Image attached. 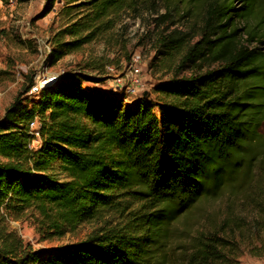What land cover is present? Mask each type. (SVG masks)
Returning <instances> with one entry per match:
<instances>
[{
  "label": "trees",
  "instance_id": "1",
  "mask_svg": "<svg viewBox=\"0 0 264 264\" xmlns=\"http://www.w3.org/2000/svg\"><path fill=\"white\" fill-rule=\"evenodd\" d=\"M181 1L62 0L49 61L104 39L123 14L146 6L164 9L156 20L164 24ZM194 1L207 5L198 40L159 38V53L179 56L177 72L156 88L160 102L87 89L93 79L81 71L49 84L31 106L23 96L32 80L16 96L0 120V264H239L241 242L224 229L249 225L230 219L222 231L192 233L191 213L236 195L254 167L252 226L264 232V0ZM28 213L46 238L101 225L81 242L35 250L8 230V218ZM257 242L250 254L262 257L264 238Z\"/></svg>",
  "mask_w": 264,
  "mask_h": 264
},
{
  "label": "rangeland",
  "instance_id": "2",
  "mask_svg": "<svg viewBox=\"0 0 264 264\" xmlns=\"http://www.w3.org/2000/svg\"><path fill=\"white\" fill-rule=\"evenodd\" d=\"M47 4L48 0H15L10 5L9 0H0V120L16 96L25 92L30 81L36 82V75L40 71L43 77L81 71L93 79L83 84L87 89L123 94L128 102L139 98L160 102L162 94L156 92V88L177 72L179 58L157 51L160 36L170 32L180 35L187 33L185 39L194 37L191 41L194 43L199 38L195 35L200 32L203 16L207 12V5L200 7L194 0H182L171 10L164 24L156 21L164 15V9L150 12L146 6L138 12L125 13L104 39L51 64L49 60L47 62V46L51 47L50 39L61 25L57 11L63 3L57 0L54 8L46 13ZM133 59L138 61L141 92L125 95L121 92L124 89L116 86L114 77H125ZM108 67L113 70H107ZM187 74L189 70L181 71V75ZM124 83L128 81L125 79ZM37 95L29 90L23 97L28 99L31 106L32 101L39 100ZM262 131L264 133V126ZM253 171L251 182L236 195L226 194L217 200L203 201L191 213L192 233L201 229L222 231L225 222L230 219L249 225L245 230H236L235 234L233 225L224 229L225 233L241 242L239 264H264V256L250 254V246L258 244L257 239L264 238V232L260 233L252 226L257 213L256 181L261 178L258 168L254 167ZM7 224L8 230L20 236L31 248L43 251L81 242L101 225L86 223L62 238H46L37 229L35 217L29 213L18 220L8 218ZM183 237L178 233L175 239L176 247L182 251L186 249Z\"/></svg>",
  "mask_w": 264,
  "mask_h": 264
},
{
  "label": "built area",
  "instance_id": "3",
  "mask_svg": "<svg viewBox=\"0 0 264 264\" xmlns=\"http://www.w3.org/2000/svg\"><path fill=\"white\" fill-rule=\"evenodd\" d=\"M15 0H9V4L13 5ZM47 52L50 55L51 47L47 46ZM49 60V56L47 57V62ZM47 65V64H45ZM107 70L112 71V67H108ZM65 73H61L60 75H53L51 77H43L42 72L40 71L36 75V82L30 89L31 94H39L45 87H47L49 84L53 83L54 81L58 80L60 77H62ZM48 78V79H47ZM47 79V80H46ZM127 80L128 83H124V80ZM48 81V83H47ZM114 81L116 83V86L120 89H124V91H121L122 93H125V95H137L138 92H141L140 86H141V80L139 78V66L137 59H133V64L128 70L125 77H114ZM38 122L33 121L30 124V129L34 133V135L38 138L39 132H38Z\"/></svg>",
  "mask_w": 264,
  "mask_h": 264
},
{
  "label": "crops",
  "instance_id": "4",
  "mask_svg": "<svg viewBox=\"0 0 264 264\" xmlns=\"http://www.w3.org/2000/svg\"><path fill=\"white\" fill-rule=\"evenodd\" d=\"M93 91H96V90H93ZM96 92H101V91H96ZM127 101V100H126Z\"/></svg>",
  "mask_w": 264,
  "mask_h": 264
},
{
  "label": "bare ground",
  "instance_id": "5",
  "mask_svg": "<svg viewBox=\"0 0 264 264\" xmlns=\"http://www.w3.org/2000/svg\"><path fill=\"white\" fill-rule=\"evenodd\" d=\"M48 78H49V77H48ZM48 78H47V79H48ZM47 79H46V80H47ZM47 83H48V81H47Z\"/></svg>",
  "mask_w": 264,
  "mask_h": 264
}]
</instances>
